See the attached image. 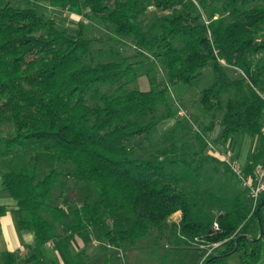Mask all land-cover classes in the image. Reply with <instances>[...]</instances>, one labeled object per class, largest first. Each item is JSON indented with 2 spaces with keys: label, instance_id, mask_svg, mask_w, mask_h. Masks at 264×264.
I'll list each match as a JSON object with an SVG mask.
<instances>
[{
  "label": "trees",
  "instance_id": "16d2710c",
  "mask_svg": "<svg viewBox=\"0 0 264 264\" xmlns=\"http://www.w3.org/2000/svg\"><path fill=\"white\" fill-rule=\"evenodd\" d=\"M242 137L257 148L239 175L221 155ZM261 165L264 0H0V198L34 262L55 242L65 264H118L143 244L148 264H264V194L243 180ZM105 216V241L77 249Z\"/></svg>",
  "mask_w": 264,
  "mask_h": 264
},
{
  "label": "rangeland",
  "instance_id": "374dc122",
  "mask_svg": "<svg viewBox=\"0 0 264 264\" xmlns=\"http://www.w3.org/2000/svg\"><path fill=\"white\" fill-rule=\"evenodd\" d=\"M39 9L41 12L50 20L54 21L57 25L61 26L62 28H65L69 31L74 30L77 27V22L81 20L80 17L77 16H71L68 12L64 11L59 7L56 3H41L39 4ZM140 87L142 90L147 91L149 90L150 86L147 81V79L142 78L140 80ZM186 98H191V95H188ZM176 110L179 112L180 115L184 114V111L179 108L178 105H176ZM172 122L164 123L160 126L158 132L153 136L152 142L144 141L140 143V149L147 151L149 148L157 150L158 148V142L159 139L167 134V132L172 127ZM220 125L216 127V130L213 132L210 138L211 145H213L214 148L218 149V136L220 133ZM153 144V145H152ZM226 149V152L224 151L223 155L225 157H229L231 159V162L235 163L236 166L239 168L241 172H243L245 166L247 165L248 158L252 152L256 151L257 148V141H252L248 137H242L240 139H235L233 142L228 144ZM181 218V212L176 213L172 217V221L178 222V220ZM121 220V221H120ZM113 219L108 218L105 216L102 220V226L99 224L94 225L93 227V233L92 235H89L84 240L91 241H97L99 243H102L106 239V233L109 231V228L113 224ZM127 223L124 222V220L119 217L118 226L120 227H126ZM150 247L146 244H143L139 249L133 252H128L127 255H125V252L121 253L120 255H123V261L118 264H123L125 261H129L130 264H148L150 262L149 258L151 254L146 250V248ZM197 253H194L193 258L196 257ZM124 255L126 257V260L124 258ZM230 264H240L237 256H232L229 259Z\"/></svg>",
  "mask_w": 264,
  "mask_h": 264
},
{
  "label": "crops",
  "instance_id": "0c3cea01",
  "mask_svg": "<svg viewBox=\"0 0 264 264\" xmlns=\"http://www.w3.org/2000/svg\"><path fill=\"white\" fill-rule=\"evenodd\" d=\"M0 205L7 207L6 215L0 218V255L10 251L18 254L19 264H65L55 242L48 243L44 248L42 259L34 262L31 258L34 249V239L31 234L20 232L17 228L19 213L15 203L8 198H0ZM102 226V223H100ZM94 242V241H93ZM93 243L78 239L75 242L77 249H84Z\"/></svg>",
  "mask_w": 264,
  "mask_h": 264
},
{
  "label": "built area",
  "instance_id": "2783aa9c",
  "mask_svg": "<svg viewBox=\"0 0 264 264\" xmlns=\"http://www.w3.org/2000/svg\"><path fill=\"white\" fill-rule=\"evenodd\" d=\"M224 160L229 162L235 172H237L239 175H242V172L239 170V168L236 166L235 163L231 162V159L229 157H225L224 155H221ZM245 186H247L250 189L251 197L254 199V201H257L262 194H264V165L259 166L255 171V177L254 179L243 177ZM215 229H218V226H215ZM93 245L97 247L99 243L97 241L93 242ZM219 244H216L215 247H218ZM213 249L209 250V254L212 252Z\"/></svg>",
  "mask_w": 264,
  "mask_h": 264
},
{
  "label": "water",
  "instance_id": "95a60500",
  "mask_svg": "<svg viewBox=\"0 0 264 264\" xmlns=\"http://www.w3.org/2000/svg\"><path fill=\"white\" fill-rule=\"evenodd\" d=\"M262 236H263V234L261 235V237H260V238H262Z\"/></svg>",
  "mask_w": 264,
  "mask_h": 264
}]
</instances>
